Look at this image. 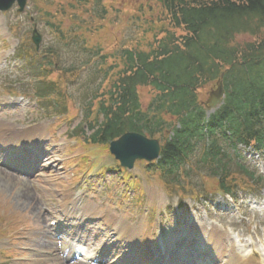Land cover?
<instances>
[{"label":"rangeland","instance_id":"374dc122","mask_svg":"<svg viewBox=\"0 0 264 264\" xmlns=\"http://www.w3.org/2000/svg\"><path fill=\"white\" fill-rule=\"evenodd\" d=\"M76 1L78 0H72L71 4H76ZM107 1L109 3L105 7L106 15L103 23L94 17L96 7L93 10L89 2L85 9L76 11L74 10L76 9L75 7L72 11L67 10L66 16L57 13L54 16L46 17L49 19L47 21L49 24H53L54 19L60 22L59 26L65 34V40L63 41H57V38L52 36L54 34L48 27L49 25H45L43 21L45 18H42L49 12L50 14L54 13L56 7L53 0H27V9L22 14H17L15 9H12L4 15H0V95L13 96L12 103H4L0 107V123L13 126L14 130L18 131L38 126L37 131L30 134L25 141L30 144L40 143L42 145L41 148H44L47 153L45 155L50 157L47 169L40 171L39 176L24 182L19 181L14 176L12 177L9 171L2 170L0 167V175L3 176L0 177V216H6L4 221H0V264L44 263L45 259H40L41 256L40 254L38 255V251L43 247L42 237L48 241V234L51 233L46 226L45 220L41 218L43 215H39L38 203L42 199V208L48 207L52 209V213L59 218L65 210L74 209L77 198L81 199L84 205H89L90 213L93 212L94 208L97 212L100 211L101 219L95 215V218L101 221L98 227L104 226L107 228L106 231L108 233L111 230V237L115 233L114 227L116 225L109 221L111 212L105 213L107 208L120 214L125 224L133 227L135 241L140 239L139 242H144L145 238L153 240L156 230L158 232L168 231L173 236L181 235L182 240L188 239L189 235L205 238L199 228H207V226L210 228V225H215L228 232L230 240L239 241L240 246L245 243H251L257 252H264V188L250 194L237 193L238 198L243 200H241V203L234 204L228 198L213 195L215 186H212L211 182L205 181L204 185H207L206 187L203 186V182H201L203 175L195 177L191 175L188 179L181 181L185 190L188 189L196 195H200L207 190L211 201L207 204L198 202L199 204L195 205L189 200H185L184 204L175 206L174 210H163L157 227L150 220V207L148 206L147 209L149 192H152L147 189L149 188L147 184L153 179L145 175L142 165L135 166L140 182L133 188L128 187L125 189L124 185L120 184V178L114 175L117 173L115 171V163L110 168L114 172L106 171L102 176L94 175L101 163L87 175H85V170L83 172L80 171L78 184L74 183L73 178L75 176L72 171L75 170L74 165L82 160L85 150L82 144L77 143L79 127L84 129L81 121L85 107H83L81 101L85 99L86 95H89L88 88L81 85L85 82L86 77L90 76L91 98L92 92L96 89L102 76L97 74V77L94 78L92 77V72L89 73L87 68L84 71L79 70L84 62H89V55L86 56L85 54L89 50L81 54L82 41L76 40L75 54H72V47L64 51L65 47L71 43L72 32L71 34H67V32L71 28H75L76 31V27L79 25L86 24L90 26L93 23L95 29L93 40L97 42V46L102 48L107 55L117 52L122 45L134 40H137V42L141 41L140 45L143 42H148L149 45L154 42L153 36L149 31V20L154 18V13H150L148 7L143 9L144 15L138 12L132 17V11H128V9L137 10L140 1ZM133 12L135 13V11ZM29 18L34 20V24L37 25V30L41 35V52L52 48L53 44L56 43L62 49L59 50L56 47L58 56L76 68V75H68V77L64 78L66 95L72 104V108L66 115L61 110L51 115L55 110L54 106L48 109L49 103L44 106L42 102H37L31 97L33 94L31 88H34L33 72L23 67L24 62L28 63L29 60H25L23 57L18 61L14 59V52L17 49L19 51L20 49L24 51L31 50L27 39L30 37L33 23L29 22ZM81 38L83 39V37ZM239 38L241 42L248 39L244 36ZM85 40L90 41V37ZM84 44L90 47L89 42L88 44L84 42ZM139 49L144 48L140 47ZM76 54L78 55L76 56ZM36 64L40 65L41 62L37 61ZM42 66L44 67V63H42ZM43 67L41 68L42 70H44ZM50 79L55 81L57 73H52ZM138 91L141 104L144 107L149 101L150 93L143 87H138ZM207 92L208 89H202L199 92L201 101L205 100ZM7 133L16 135V132L13 131H7ZM90 133L88 132V134ZM35 134L38 135L33 136ZM25 141L23 140V142ZM91 149L96 152L91 151L90 156H93V154L100 155V158L105 156L99 153L97 149ZM241 151L243 157L241 163L246 164L249 169L256 171L259 175L264 176V153H255L244 149ZM106 163L107 161L104 160L103 164ZM232 173L239 172L234 169ZM4 176L7 179H4ZM233 177L238 178V175L235 174ZM4 180H7L8 183ZM33 183L37 185L36 191L31 190ZM187 183L188 188L186 186ZM21 187H24L29 194L16 197L15 194ZM155 187L158 186L154 181L151 189ZM81 190H84V193L80 194L79 191ZM66 192H69L68 195H66ZM158 192L165 199L163 198L157 207L163 204L164 201L170 204L175 202L172 198L168 200L165 197L166 193L162 188ZM63 195L64 200L62 201L61 196ZM220 208L222 210H219ZM8 216L10 220L7 219ZM80 230L82 228L77 227L73 230L74 233L71 231L68 240H74L77 234L79 236H89L92 233V231L86 230L81 233L79 232ZM142 230L145 231V235H142ZM93 234L97 236L99 231L94 230ZM102 240H105L104 237H96V241H91V243L98 244ZM108 240L113 243V247L116 245L114 239L108 238ZM48 243L51 244L52 242L49 241ZM105 243L108 246V241ZM52 247H54V242ZM66 259L69 260L68 257ZM47 260L51 261V258Z\"/></svg>","mask_w":264,"mask_h":264},{"label":"trees","instance_id":"16d2710c","mask_svg":"<svg viewBox=\"0 0 264 264\" xmlns=\"http://www.w3.org/2000/svg\"><path fill=\"white\" fill-rule=\"evenodd\" d=\"M89 1L93 10L96 2L95 13L101 14L103 10L105 14L107 0ZM138 1V9L128 11H132V17L138 12L144 15L145 7L154 13L149 31L155 45L145 52L134 46L136 40L127 43L120 68L110 66L103 70L105 56H100V64L95 67L100 73L103 71V77L87 107L85 117L90 119L92 134L86 140L102 146L125 132L143 129L151 137L160 136L163 145L159 168H166L164 175L172 176L171 184L180 187L178 169L188 164L194 145L205 136L211 137L214 140L201 150L196 166L212 168L219 190L231 193L230 175L224 171L228 155L221 148L223 145L215 147L218 140L214 135L220 133L224 139L229 131L233 144L264 148V0ZM55 2L59 9L53 16L71 11V0ZM94 34L92 23L90 46L97 57L100 52L94 48ZM238 36L251 37L250 42L256 40L240 42ZM220 74L226 92L223 105L203 124L196 93L211 85ZM137 87L149 88L154 94L147 113L139 106ZM37 89L34 95L38 99L49 96L46 88ZM165 115L173 116L180 126L174 129L176 122L171 124L173 136L168 142L165 133H159ZM147 118L154 122L153 128L144 124ZM242 172L246 173L244 169Z\"/></svg>","mask_w":264,"mask_h":264},{"label":"water","instance_id":"95a60500","mask_svg":"<svg viewBox=\"0 0 264 264\" xmlns=\"http://www.w3.org/2000/svg\"><path fill=\"white\" fill-rule=\"evenodd\" d=\"M14 2H17L18 11H22L25 0H0V9L7 10ZM32 41L37 45V37H33ZM216 86L217 91L211 94V99L209 100L210 106L218 103L219 98L222 96L221 83L218 81ZM109 151L122 166L129 167L136 159H146L149 161L157 157L159 146L156 141H149L141 135L126 133L110 144Z\"/></svg>","mask_w":264,"mask_h":264},{"label":"bare ground","instance_id":"6f19581e","mask_svg":"<svg viewBox=\"0 0 264 264\" xmlns=\"http://www.w3.org/2000/svg\"><path fill=\"white\" fill-rule=\"evenodd\" d=\"M35 131L32 130L30 133H34ZM0 177H3L0 175ZM4 179H7V177L4 176ZM6 183H8L7 180H4ZM11 181V179H9ZM27 190L24 187H21L17 192H16V197H22L23 195H27ZM29 194V193H28ZM72 215H76L75 213H70ZM78 218L80 215L77 216ZM117 219V218H116ZM119 221V226H118V236L119 239L123 242L128 244H134V234L131 233V228L129 225L123 223L121 220ZM119 228H122V231L119 230ZM207 228H199V231L205 236V238L214 245V247L217 248L218 250V256L226 258L225 264H260V256L259 253H257L256 250L253 249V246L251 245H243L242 246V251L241 247L237 249V251H233L232 248L229 251H226L223 247V239H225V233H221L219 230H217L214 227H210L209 231L207 232ZM227 239V237H226ZM60 241L62 247L65 245L68 246V243L65 241V239L61 238L58 239ZM65 241V242H64ZM227 244H232V242H228ZM49 248H46L44 250H48ZM43 250V251H44ZM92 255V251L88 250L84 252V260H88ZM217 256V257H218ZM43 264H48L47 262H44ZM50 264H60L58 262V259H53L51 260Z\"/></svg>","mask_w":264,"mask_h":264}]
</instances>
